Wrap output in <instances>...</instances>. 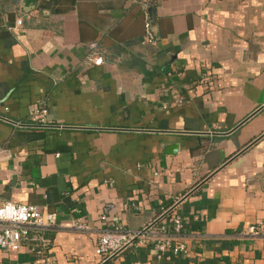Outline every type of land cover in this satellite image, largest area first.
<instances>
[{"label": "crops", "instance_id": "0c3cea01", "mask_svg": "<svg viewBox=\"0 0 264 264\" xmlns=\"http://www.w3.org/2000/svg\"><path fill=\"white\" fill-rule=\"evenodd\" d=\"M43 103L50 122L24 131ZM263 131L264 0H0V202L57 212L47 256L23 244L0 264H99L104 204L142 228ZM174 210L201 236L168 264H264L247 232L264 221V136ZM153 262L136 242L107 264Z\"/></svg>", "mask_w": 264, "mask_h": 264}, {"label": "built area", "instance_id": "2783aa9c", "mask_svg": "<svg viewBox=\"0 0 264 264\" xmlns=\"http://www.w3.org/2000/svg\"><path fill=\"white\" fill-rule=\"evenodd\" d=\"M145 34L144 40L155 42L157 36L149 11L144 14ZM22 18H18L21 22ZM85 56V61L96 64L103 62L100 50V40H92ZM212 78L209 68H202L199 72L198 83L208 86ZM8 109V106L5 107ZM48 105L40 104L32 109L26 124H47ZM158 174V171H155ZM136 209L140 210L139 204L133 203ZM113 207L112 202L104 204L101 212L103 225L96 230L97 248L101 256V261L121 249L127 243H140L151 246L154 251L155 262L152 264H168L169 261L182 256L188 251L187 238L200 237L199 231H187V218L184 214L173 210L156 225L144 231V227L130 229L123 222L112 219L109 211ZM167 207L163 208V211ZM57 224V212L50 210L46 206L35 203L21 202L16 200H6L0 202V248L7 250L19 249L23 244L29 245L41 256H47L52 239L47 235V231L55 228ZM72 226L81 231H94L93 226L82 218H77L72 222ZM251 234H264V221L250 227L247 231ZM136 238L134 242H131Z\"/></svg>", "mask_w": 264, "mask_h": 264}, {"label": "water", "instance_id": "95a60500", "mask_svg": "<svg viewBox=\"0 0 264 264\" xmlns=\"http://www.w3.org/2000/svg\"><path fill=\"white\" fill-rule=\"evenodd\" d=\"M252 112L250 115H248L246 118L241 120L238 124H236L233 127V130L240 126L244 121H246L251 115H253L256 111ZM264 136V131L260 133L258 136L253 138L251 141H249L247 144H245L242 148L237 150L234 154H232L229 158H227L222 164H220L217 168L212 170L209 174H207L203 179H201L196 185H194L190 190H188L185 194H183L178 200H176L174 203L169 205L164 211L160 212L156 218H154L150 223H148L144 227V231L149 229L150 227L156 225L159 221H161L163 218H165L169 213H171L184 199H186L188 196H190L196 189H198L200 186H202L205 182H207L213 175H215L220 169L225 167L228 163H230L233 159L238 157L240 154L245 152L249 147H251L253 144H255L259 139H261ZM173 148H178V144L174 143L172 144ZM176 150H172V152H175ZM136 238H133L131 242H134ZM130 243H127L125 246H123L121 249L117 250L104 260H102L99 264H107L110 260H112L115 256H117L123 249H125L127 246H129Z\"/></svg>", "mask_w": 264, "mask_h": 264}, {"label": "trees", "instance_id": "16d2710c", "mask_svg": "<svg viewBox=\"0 0 264 264\" xmlns=\"http://www.w3.org/2000/svg\"><path fill=\"white\" fill-rule=\"evenodd\" d=\"M23 130L31 133V132H39L41 130V126L39 124H28L27 126L23 127ZM51 230L47 231V235L52 239L51 235L49 234Z\"/></svg>", "mask_w": 264, "mask_h": 264}]
</instances>
